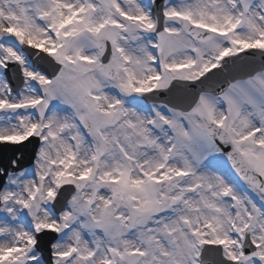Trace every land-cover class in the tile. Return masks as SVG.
<instances>
[{"label":"snow or ice","instance_id":"obj_1","mask_svg":"<svg viewBox=\"0 0 264 264\" xmlns=\"http://www.w3.org/2000/svg\"><path fill=\"white\" fill-rule=\"evenodd\" d=\"M0 145V264H264V0H0Z\"/></svg>","mask_w":264,"mask_h":264}]
</instances>
